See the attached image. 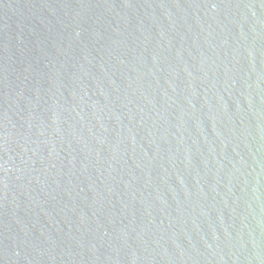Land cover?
I'll return each instance as SVG.
<instances>
[{
	"label": "water",
	"instance_id": "1",
	"mask_svg": "<svg viewBox=\"0 0 264 264\" xmlns=\"http://www.w3.org/2000/svg\"><path fill=\"white\" fill-rule=\"evenodd\" d=\"M0 264H264V0H0Z\"/></svg>",
	"mask_w": 264,
	"mask_h": 264
}]
</instances>
